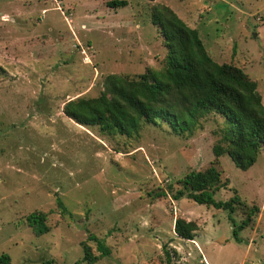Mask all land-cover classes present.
Returning a JSON list of instances; mask_svg holds the SVG:
<instances>
[{
    "label": "rangeland",
    "instance_id": "1",
    "mask_svg": "<svg viewBox=\"0 0 264 264\" xmlns=\"http://www.w3.org/2000/svg\"><path fill=\"white\" fill-rule=\"evenodd\" d=\"M112 1L0 0V255L10 264H87L83 244L99 256L96 238L110 255L95 264H264V151L247 171L218 159L225 187L214 199L238 195L244 207L235 213L173 197L179 179L214 161L220 116L208 114L191 135L157 122L126 137L61 112L68 100L97 97L107 75L163 69L166 49L151 23L159 5L264 97V20L256 19L264 0H125L111 9ZM252 207L259 211L237 241L229 217L239 225ZM35 211L47 215V233L24 224ZM177 218L198 226L193 241L174 233Z\"/></svg>",
    "mask_w": 264,
    "mask_h": 264
},
{
    "label": "trees",
    "instance_id": "2",
    "mask_svg": "<svg viewBox=\"0 0 264 264\" xmlns=\"http://www.w3.org/2000/svg\"><path fill=\"white\" fill-rule=\"evenodd\" d=\"M111 9L124 8L125 0L109 2ZM151 23L161 36L166 49L162 70L147 69L136 76L110 74L104 78L103 90L97 97H78L68 100L62 114L82 127H95L107 135L132 137L145 124L164 123L174 134L191 135L202 119L214 113L225 125L221 137L212 148L214 161L202 171H189L178 183L181 189L173 196L196 204L235 213L244 207L238 195L225 202H216L214 195L225 187L217 169L218 159L227 155L234 165L249 170L264 151V105L257 91V83L242 68L231 63L215 62L206 50L197 30L190 28L177 14L165 5L155 6ZM160 192L157 196H164ZM62 213L66 208L57 201ZM252 207L246 218L237 225L231 217L234 238L252 222L258 213ZM47 215L35 211L28 215L24 224L35 235L47 233ZM198 226L192 221L177 218L174 233L183 240L193 241ZM97 241L99 256L91 247L83 244L82 261L95 264L108 257L110 250ZM10 257L0 255V264H10ZM53 260L44 264H53Z\"/></svg>",
    "mask_w": 264,
    "mask_h": 264
},
{
    "label": "crops",
    "instance_id": "3",
    "mask_svg": "<svg viewBox=\"0 0 264 264\" xmlns=\"http://www.w3.org/2000/svg\"><path fill=\"white\" fill-rule=\"evenodd\" d=\"M220 1H224V0H220ZM236 5H238V3H237ZM262 19L264 20V17H262ZM261 98H262V103H263V105H264V97L261 96Z\"/></svg>",
    "mask_w": 264,
    "mask_h": 264
},
{
    "label": "built area",
    "instance_id": "4",
    "mask_svg": "<svg viewBox=\"0 0 264 264\" xmlns=\"http://www.w3.org/2000/svg\"><path fill=\"white\" fill-rule=\"evenodd\" d=\"M256 19H257L258 22H262L263 21L262 17H257Z\"/></svg>",
    "mask_w": 264,
    "mask_h": 264
}]
</instances>
